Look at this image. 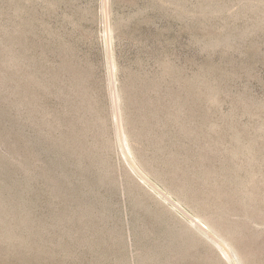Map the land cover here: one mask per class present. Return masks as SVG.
Here are the masks:
<instances>
[{
  "label": "rangeland",
  "instance_id": "obj_1",
  "mask_svg": "<svg viewBox=\"0 0 264 264\" xmlns=\"http://www.w3.org/2000/svg\"><path fill=\"white\" fill-rule=\"evenodd\" d=\"M114 75L144 176L216 242L126 163ZM220 245L264 264V0H0V264H232Z\"/></svg>",
  "mask_w": 264,
  "mask_h": 264
},
{
  "label": "bare ground",
  "instance_id": "obj_2",
  "mask_svg": "<svg viewBox=\"0 0 264 264\" xmlns=\"http://www.w3.org/2000/svg\"><path fill=\"white\" fill-rule=\"evenodd\" d=\"M106 12H107V14L109 12L108 11V5H106ZM107 26H109V25L107 24ZM109 35L110 34H108V36ZM108 39L109 38H107V40ZM111 41L108 42L109 46H110V50L112 48L111 47L112 46ZM109 53H111L112 65L115 68L114 55H113L112 51L109 52ZM110 72H111V70H110ZM112 84H113V94L112 95L114 96L113 99H114V102H115L114 105H115V120H116V128H117V137H118L119 143L121 145V149H122L121 151L123 152L124 159H125L126 163L132 168V170L135 173L140 175L148 185H150L158 193H160L159 189L157 187H155V185L149 180V178L144 176V174L141 171V169H140V167L138 165V162H137V160H136V158H135V156H134V154H133V152L131 150V147H130V144L128 142V139L126 137L125 122H124L123 113H122V107H121V95H120V92H119V89H118V86H117V79H116L115 75L112 78ZM160 194H162V196L164 197L163 193H160ZM164 198L167 201V203L170 204L172 207L176 208V210L185 219H187L192 226H194L197 230H199L203 235H205L206 237H208L211 240L216 242V238L213 236V233H212L213 230L206 223H204L203 221L199 220L195 216H192L191 213H189L186 209H184L181 205H179L176 201H174V199L172 197L165 196ZM219 238H221V237H219ZM219 247L223 251V253L225 255V258H227L232 264H240L236 254L234 252L230 251V249L228 251L224 250L222 245H220Z\"/></svg>",
  "mask_w": 264,
  "mask_h": 264
}]
</instances>
